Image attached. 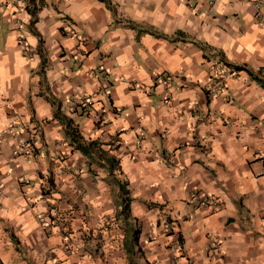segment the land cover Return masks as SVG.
Returning a JSON list of instances; mask_svg holds the SVG:
<instances>
[{"label": "crops", "instance_id": "0c3cea01", "mask_svg": "<svg viewBox=\"0 0 264 264\" xmlns=\"http://www.w3.org/2000/svg\"><path fill=\"white\" fill-rule=\"evenodd\" d=\"M108 2L35 0L31 24L32 1L0 0V257L264 264V87L248 72L264 79V0ZM220 59L246 70L210 97ZM157 74L171 77L168 88ZM48 97L118 156L129 216L117 182L89 168ZM192 191L220 208L188 203Z\"/></svg>", "mask_w": 264, "mask_h": 264}, {"label": "trees", "instance_id": "16d2710c", "mask_svg": "<svg viewBox=\"0 0 264 264\" xmlns=\"http://www.w3.org/2000/svg\"><path fill=\"white\" fill-rule=\"evenodd\" d=\"M33 3H31V7L28 8L29 12L32 16L31 24H33L36 21V13L38 10V7L35 4V0H30ZM42 4V0H39ZM103 2L109 3L108 0H101ZM40 4V5H41ZM153 33H155L152 30ZM228 64V63H227ZM234 70H243L246 68L244 66L239 65H230ZM249 75H251L254 79H256L263 87H264V79L258 77L257 75L253 74L251 71H249ZM48 99L51 101L53 105H55V111L53 113V119L59 120L63 126H64V132L65 136L69 140V143L73 146L74 149L79 150L86 158L87 163L89 165V168L92 166L98 167V168H105L109 175L117 182V186L119 187L120 192L123 195L122 199V206L120 213L124 215V217H127L130 215V201L131 198L128 196V190L125 188L124 185H127V181H121L120 178L115 176V172L121 174V166H120V159L117 155L111 154L109 152V149H104L103 145L108 144L105 142H102L101 140L94 138V139H85L82 135L79 124L75 122V120L68 116L65 112L61 110V103L53 101L50 97ZM91 169V168H90ZM133 244L138 243V235L139 230L134 229L133 230ZM179 240H181V237H178ZM137 252H140V249H137ZM0 264H5V262L0 257ZM129 264H138L137 262H131L129 261ZM145 264H152L151 262L145 261Z\"/></svg>", "mask_w": 264, "mask_h": 264}, {"label": "built area", "instance_id": "2783aa9c", "mask_svg": "<svg viewBox=\"0 0 264 264\" xmlns=\"http://www.w3.org/2000/svg\"><path fill=\"white\" fill-rule=\"evenodd\" d=\"M256 1L257 3H259L263 0H256ZM214 2L215 0H208V5L212 6ZM256 7L258 8V4H256ZM82 39L83 38H80V41ZM19 42L23 44L25 43L23 39H20ZM23 50L27 51L28 49L24 48ZM235 73H236L235 70L232 67H230L228 64L223 62L221 59L214 62L211 67L209 73V79L206 85L207 94H209L210 97L220 96L227 89L228 80L232 78L235 75ZM153 79H154V83L161 84L165 88H168L171 83V77L167 75L165 76L155 75ZM82 105L88 108L90 106V103L89 101L84 100L82 102ZM97 121H104V116L101 113L97 114ZM26 145H27L26 138H20L18 147L22 150L23 147H25ZM188 203L192 204L197 208H206L210 212H214L220 208L222 202L219 198L211 194H206L204 192H199V191H192L189 193ZM48 217H49L48 214L41 215L39 217V222L41 224H46L47 222L46 219Z\"/></svg>", "mask_w": 264, "mask_h": 264}, {"label": "rangeland", "instance_id": "374dc122", "mask_svg": "<svg viewBox=\"0 0 264 264\" xmlns=\"http://www.w3.org/2000/svg\"><path fill=\"white\" fill-rule=\"evenodd\" d=\"M24 148V147H23ZM96 169V167H94V170ZM97 171H98V169H96ZM100 171V170H99ZM122 179V181H123V178H121ZM129 196V195H128ZM123 199V198H122ZM140 226H139V224L137 223V221L136 222H133V230L134 229H136L137 230V228H139ZM1 241V240H0ZM0 250L2 251V247H0ZM137 257L138 258H140V256L137 254Z\"/></svg>", "mask_w": 264, "mask_h": 264}, {"label": "clouds", "instance_id": "9594fccd", "mask_svg": "<svg viewBox=\"0 0 264 264\" xmlns=\"http://www.w3.org/2000/svg\"><path fill=\"white\" fill-rule=\"evenodd\" d=\"M157 75H160V74H157ZM154 78V77H153ZM217 211V210H216Z\"/></svg>", "mask_w": 264, "mask_h": 264}]
</instances>
